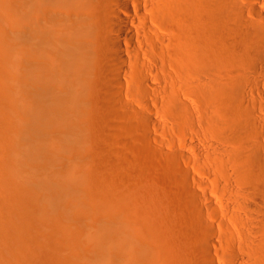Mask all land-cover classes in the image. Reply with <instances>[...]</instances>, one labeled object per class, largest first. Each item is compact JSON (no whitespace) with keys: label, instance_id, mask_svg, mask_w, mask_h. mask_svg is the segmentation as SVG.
<instances>
[{"label":"bare ground","instance_id":"1","mask_svg":"<svg viewBox=\"0 0 264 264\" xmlns=\"http://www.w3.org/2000/svg\"><path fill=\"white\" fill-rule=\"evenodd\" d=\"M123 82L131 97L163 96L164 110L190 120L178 127L197 137L180 96L202 101L203 135L231 144L232 171L252 189L239 196H247L244 224L253 235L242 252L264 264L263 119L255 107L264 102V0H0V264H155L123 216L107 206L100 214V195L72 178L93 157L82 151L90 153L91 105L113 115ZM140 106L142 126L152 128L146 102ZM58 152L67 157L54 193L50 161ZM193 203L185 264H215L211 247L219 254L225 247L214 246ZM60 227L64 238L50 239Z\"/></svg>","mask_w":264,"mask_h":264},{"label":"rangeland","instance_id":"2","mask_svg":"<svg viewBox=\"0 0 264 264\" xmlns=\"http://www.w3.org/2000/svg\"><path fill=\"white\" fill-rule=\"evenodd\" d=\"M158 73L163 77L161 70L158 69ZM123 84L124 87L118 96L121 105H117L113 99V103L111 102L114 110L113 115L105 116L101 111L92 109L91 105L90 111L94 116L89 123L92 127L90 128L92 130H90L88 146L90 155L85 150H82L84 152L82 154L84 160L88 156H92V153L93 157H90L91 159L88 157L90 160L87 159L89 162L86 160L87 165L82 164L85 167L81 166V169H76L74 174L78 175H72V178H79L81 182L85 180L86 183L88 182L87 185L82 183L94 188V195H100L102 198L101 203L98 202L100 214H104V208L107 206L114 214L123 216V220L128 224L127 227H130L129 229L134 234L136 233L138 239L155 257V264L186 263L188 252H190L189 248L191 250L189 247L191 242L187 236L192 208L191 201L194 202L195 208L197 205V210L202 211L203 221L212 227L214 246L225 247V252L222 254L217 253L216 249L211 247L215 264H251L249 258L242 252L246 238H253V235L248 234L244 224V215L248 218L251 216L244 212L241 203L247 196L244 195L242 199L240 194L246 190L250 195L252 189L250 187L249 191L248 183L241 178V175H236L233 172L235 171L234 165H232L227 152V148H230L231 144L220 138L216 140L215 134L205 135L206 132H204V125L201 121V111L204 109V105L200 104L202 101L198 99V96L196 98L191 94L180 96L190 105L194 119L193 125L200 132L197 137L190 131V128L185 133L181 127H178L181 123L188 126L190 120L183 117L180 118V122L179 118L165 109L167 113L163 108V104L165 105L163 96H156L155 100L131 97L129 87H126L124 82ZM174 84V87L179 90V81H174ZM161 85V88L170 90V83L165 84L162 81ZM173 93L179 96V93ZM144 102L147 104L146 111H150V116L154 120L152 128H144L139 120L138 113L144 112L140 104ZM129 105L137 107L135 113L131 111ZM255 107L258 109V115L263 119L257 132L262 135L264 140V102L258 100ZM98 116L99 118H96ZM176 121H179L180 124H177ZM101 127H104L105 130L101 131L103 129H100ZM203 133L205 134L203 135ZM208 150L210 152L213 150L211 153L215 156ZM54 155L56 156L54 157ZM54 155L50 161L52 164H50V186L52 191H55L54 193H58L61 191V185L57 180L64 172L62 160H65L67 153L58 152ZM60 166H62L61 169ZM187 171L189 173L184 175ZM79 175H84L85 178H80ZM95 180H98V183ZM86 194L85 196H87ZM186 201H188L187 204ZM188 206H191L190 210ZM59 229L55 233L56 235H50V239L64 238V229L62 227ZM227 234L233 239L231 243L227 241ZM239 258L243 260H238Z\"/></svg>","mask_w":264,"mask_h":264}]
</instances>
